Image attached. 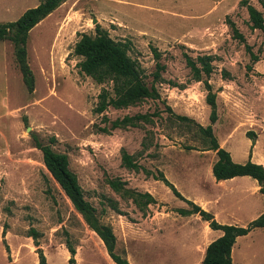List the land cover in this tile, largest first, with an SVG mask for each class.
<instances>
[{
	"label": "rangeland",
	"instance_id": "374dc122",
	"mask_svg": "<svg viewBox=\"0 0 264 264\" xmlns=\"http://www.w3.org/2000/svg\"><path fill=\"white\" fill-rule=\"evenodd\" d=\"M239 1L69 0L60 17L68 23L65 34L48 23L29 31L32 93L22 80L13 44L0 41V264H39L38 250L46 264H66L68 245L79 264H115L46 169L34 136L67 155L85 198L116 235V252L129 254L135 264L146 254L145 230L156 227L155 216L165 217L159 228L188 224L179 211L191 204L176 197L161 175L185 198L192 196L196 177L216 158L206 149L204 128L211 127L235 161L248 158L253 141L246 132L252 131L258 135L255 157H264V36L250 27L246 5ZM247 1L263 11L257 0ZM31 3L0 0V20H16ZM232 23L243 41L233 35ZM96 25L128 44L149 84L160 63L154 97L95 111L98 94L102 88L111 90V84L82 74L73 48L80 34H94ZM184 54L212 55L213 71L195 80ZM209 93L215 95V121L206 101ZM137 113L147 120L106 133L98 130ZM122 150L133 156L136 168L121 165ZM181 238L188 241L184 234ZM240 245L245 264H264V229ZM157 259L153 256L149 264H166Z\"/></svg>",
	"mask_w": 264,
	"mask_h": 264
},
{
	"label": "trees",
	"instance_id": "16d2710c",
	"mask_svg": "<svg viewBox=\"0 0 264 264\" xmlns=\"http://www.w3.org/2000/svg\"><path fill=\"white\" fill-rule=\"evenodd\" d=\"M66 0H40L35 7L26 9L16 20L0 22V41L8 39L14 47L15 59L20 70L22 80L29 93L34 90V75L27 62L26 42L28 33L39 21L45 18L59 5ZM263 11L248 3L247 0H240V5H246L248 21L252 29H259L264 36V0H257ZM233 35L240 41L244 40L241 33L232 23ZM264 42V37H263ZM129 46L126 42L113 39L106 30L99 25L95 26L94 34L83 32L74 44L73 53L80 57L78 62L79 70L85 76L90 77L97 83L108 82L111 90L102 88L98 94V102L95 107L97 113L104 112L108 107L114 109L125 108L135 104L143 98L154 97L156 89L153 81L160 77V63H156L157 69L153 73L152 83L145 79L146 75L139 67L138 63L129 55ZM155 58L158 53L153 49ZM187 66L190 68L195 80H200L204 76H209L213 71V57L209 54H199L195 58L184 54ZM252 60L257 59V55L251 52ZM205 86L210 85L205 81ZM207 103L211 106V121L216 119L215 95L209 93L206 97ZM107 122L108 119L103 117ZM147 115L137 113L125 115L121 119L117 118L106 125L98 127L101 132H109L115 128L126 126H137L139 122H145ZM206 132V149L212 150L216 154V160L212 164V174L216 180H223L239 175H248L257 180L260 185L259 191L264 195V166L253 162L250 158L245 162H235L225 148L221 147L215 136L212 134L211 127L203 129ZM254 142L255 134L252 131L246 132ZM35 146L42 153V160L53 179L58 183L65 195L69 198L74 209L81 214L85 223L94 230L103 241L106 251L115 264H129L128 259L116 252V235L112 228L100 222L95 213V208L85 198L84 191L78 181L76 174L69 168L68 157L65 153L54 150L49 144H42L34 136ZM121 165L128 169L136 168L133 156L126 151H121ZM161 180L171 189L172 193L180 199L191 204V209H182L181 215L197 213L207 221L212 229H219L223 234L212 240L205 249L204 258L201 264H235L231 258V249L238 236L246 235L255 228H264V212L258 217L248 222L245 226L221 224L214 216L185 198L177 188L168 181L163 175ZM113 187H118L113 183ZM36 235L35 231H31ZM70 257L66 264H78L74 258L75 249L67 246ZM39 253V264H46V259L41 250Z\"/></svg>",
	"mask_w": 264,
	"mask_h": 264
},
{
	"label": "crops",
	"instance_id": "0c3cea01",
	"mask_svg": "<svg viewBox=\"0 0 264 264\" xmlns=\"http://www.w3.org/2000/svg\"><path fill=\"white\" fill-rule=\"evenodd\" d=\"M39 2L40 0H32L30 6L23 9L26 10L35 7ZM68 2L69 0L63 2L37 24H51L55 26L56 29L59 27V34H65L68 30V23L65 24L60 17L66 14V5ZM4 9L7 10V12L10 10L8 6L4 7ZM25 10H23V12ZM7 21L8 20H0V22ZM262 119L264 120V117H262ZM257 139L258 135L257 137L254 136V142L250 148V153L245 160L235 161L231 150H226L229 151L231 158L235 162H245L250 158L253 162L264 166V157L262 154L260 158L255 157L256 154L259 155V152L257 153ZM220 146L223 148L226 147L222 144H220ZM196 178L199 179L198 187L188 199L205 211L211 213L217 222L221 224L245 226L248 222L264 212V195L259 191L260 185L257 180L252 177L248 175H239L228 179L216 180L212 174L211 165L205 174H200ZM185 217L187 218L183 220L188 221L187 225L183 224L179 228H159V225L165 222V217L155 216L156 219L154 223L157 224L156 227L151 229L146 228L145 230V234H147L146 254L144 255L142 253L139 264H149L153 256L158 258L157 261L165 259L166 264H201L207 245L212 240L220 237L223 232L219 229L210 228L208 222L203 220L197 213H192ZM261 229L264 228H255L246 235L236 238L231 249V258L235 264H245V259L243 257V252L245 250L243 251L244 247L240 245L241 242L251 236L256 230ZM183 234L184 236H188V241L181 238ZM245 247L247 248V246ZM147 254L149 255L146 256ZM127 255L128 256L125 257L128 259L129 264H135L129 254ZM74 258L79 264L76 254ZM110 261L115 263L111 258Z\"/></svg>",
	"mask_w": 264,
	"mask_h": 264
}]
</instances>
